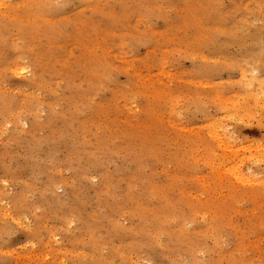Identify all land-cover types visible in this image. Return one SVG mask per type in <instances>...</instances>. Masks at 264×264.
<instances>
[{
	"label": "rangeland",
	"instance_id": "374dc122",
	"mask_svg": "<svg viewBox=\"0 0 264 264\" xmlns=\"http://www.w3.org/2000/svg\"><path fill=\"white\" fill-rule=\"evenodd\" d=\"M0 264H264V0H0Z\"/></svg>",
	"mask_w": 264,
	"mask_h": 264
}]
</instances>
